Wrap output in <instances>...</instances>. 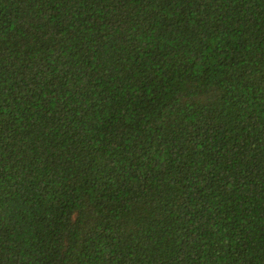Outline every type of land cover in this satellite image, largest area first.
Returning a JSON list of instances; mask_svg holds the SVG:
<instances>
[{"label":"trees","instance_id":"16d2710c","mask_svg":"<svg viewBox=\"0 0 264 264\" xmlns=\"http://www.w3.org/2000/svg\"><path fill=\"white\" fill-rule=\"evenodd\" d=\"M0 264H264V0H0Z\"/></svg>","mask_w":264,"mask_h":264}]
</instances>
